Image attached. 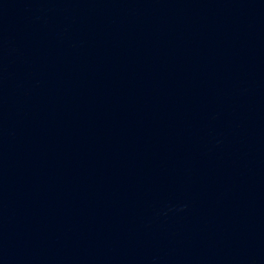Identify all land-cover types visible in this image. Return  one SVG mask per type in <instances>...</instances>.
Here are the masks:
<instances>
[{"label":"water","instance_id":"95a60500","mask_svg":"<svg viewBox=\"0 0 264 264\" xmlns=\"http://www.w3.org/2000/svg\"><path fill=\"white\" fill-rule=\"evenodd\" d=\"M0 264H264V0H0Z\"/></svg>","mask_w":264,"mask_h":264}]
</instances>
